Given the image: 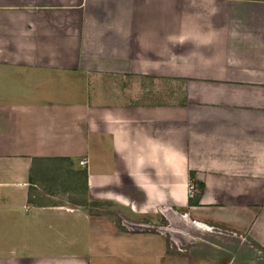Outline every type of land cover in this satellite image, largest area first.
I'll return each mask as SVG.
<instances>
[{"label": "crops", "instance_id": "crops-1", "mask_svg": "<svg viewBox=\"0 0 264 264\" xmlns=\"http://www.w3.org/2000/svg\"><path fill=\"white\" fill-rule=\"evenodd\" d=\"M107 237L264 264V0H0V264H126Z\"/></svg>", "mask_w": 264, "mask_h": 264}, {"label": "rangeland", "instance_id": "rangeland-1", "mask_svg": "<svg viewBox=\"0 0 264 264\" xmlns=\"http://www.w3.org/2000/svg\"><path fill=\"white\" fill-rule=\"evenodd\" d=\"M174 87V94H175V98L176 100H178L180 98V95H181V82H175L174 85L172 87H169V88H173ZM166 85L163 84L162 85H159L158 89H156L155 91L156 92H159V93H163L165 95L166 93ZM173 93V90L172 92H169V95ZM52 174V173H51ZM56 177L53 178L51 176H49L48 174L46 175V178H45V181H49L50 183L51 182H56V179L62 183L64 181L61 173H57V174H54ZM61 175V176H60ZM72 180H79L78 182H81L82 178L81 177H73ZM71 180V181H72ZM57 183H51L49 186L50 187H53V186H56ZM78 203H84L82 199H79L77 201ZM86 204V202H85ZM87 205V204H86ZM97 208H95V211L96 212H99V213H103V214H106V216L108 217H116V220L122 218V217H128L127 221L129 220H132V221H137L138 219H142L144 221H149V220H152L151 219V216L149 215H146V216H142V215H134V214H131L130 212L126 211L125 209H116L114 207H110V206H104L102 204H99V205H95ZM162 221L159 220V223H161ZM128 228H130L132 232H136V231H141V232H147L148 231V228H152V226L150 224H148L147 226H144V225H127ZM175 228H179L180 229V232H181V229L182 227L181 226H175ZM178 234H180L179 232H176V240H175V250L176 252L177 251H180L182 249H188L189 247H192V248H198V244H199V241H191V242H188V241H185L183 240L182 236H179ZM156 242L154 239L152 240H147L145 243H144V240H140V239H137L135 240V238H126V239H122V240H118V239H113L111 240L110 238H105V241L102 243L101 246H104L106 245V247L108 246L109 247V250L111 252H116L117 253V250L118 248L121 250V252H124L123 255L120 256V258H123L124 259V262L126 264H132V257L135 255H133V251L136 249V246L138 247L139 245H141V248H142V251L143 253L145 252H151L153 250V243ZM226 241H223V243H225ZM161 243V242H160ZM219 243V242H217ZM193 244V245H191ZM208 244H212V245H215V239H212L210 241H208ZM84 249H85V244L83 243H80V247H79V250L80 252H84ZM131 254V255H129ZM145 257H149V255L147 254H144ZM138 257V255H137ZM152 258V257H151ZM137 260V259H136ZM181 260V259H180ZM153 262V261H152ZM146 264H152L151 262L150 263H146Z\"/></svg>", "mask_w": 264, "mask_h": 264}, {"label": "built area", "instance_id": "built-area-1", "mask_svg": "<svg viewBox=\"0 0 264 264\" xmlns=\"http://www.w3.org/2000/svg\"><path fill=\"white\" fill-rule=\"evenodd\" d=\"M80 165L85 164L84 160H80L79 161ZM198 192V190L196 189V186L190 181L189 186H188V193L190 196H193L194 194H196Z\"/></svg>", "mask_w": 264, "mask_h": 264}, {"label": "trees", "instance_id": "trees-1", "mask_svg": "<svg viewBox=\"0 0 264 264\" xmlns=\"http://www.w3.org/2000/svg\"><path fill=\"white\" fill-rule=\"evenodd\" d=\"M190 177H191V178L194 177V176H193V173H190ZM46 190H48V187H46ZM200 192H201V186L198 187V192L196 193V198L199 196Z\"/></svg>", "mask_w": 264, "mask_h": 264}]
</instances>
